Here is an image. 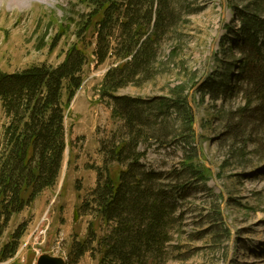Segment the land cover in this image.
<instances>
[{"label": "rangeland", "instance_id": "1", "mask_svg": "<svg viewBox=\"0 0 264 264\" xmlns=\"http://www.w3.org/2000/svg\"><path fill=\"white\" fill-rule=\"evenodd\" d=\"M91 12L86 0H0V71L57 67L75 44L89 56L82 87L65 111L67 149L58 184L5 228L0 253L26 225L17 253L0 256V264H35L44 254L66 264H99L98 243L78 262L72 253L90 229L103 237L114 225L105 224L92 202L93 167L106 178L103 143L109 148L131 138L139 141L140 165L158 177L175 209L155 264H264V123L255 106L239 114L248 86L239 78L244 54L237 48L243 14L264 19V0H171L151 64L112 92L140 105L132 136L116 114L120 107L102 97L108 73L123 61L114 54L97 65L94 27L82 32ZM7 122L0 104V151ZM109 166L113 177L126 169Z\"/></svg>", "mask_w": 264, "mask_h": 264}, {"label": "trees", "instance_id": "2", "mask_svg": "<svg viewBox=\"0 0 264 264\" xmlns=\"http://www.w3.org/2000/svg\"><path fill=\"white\" fill-rule=\"evenodd\" d=\"M86 2L92 12L82 32L94 27L96 47L92 57L97 65H104L114 54L123 61L108 73L104 84L108 92L102 97L114 100L120 107L116 114L125 117L132 136L134 124L141 118L140 105L128 98L114 97L112 92L151 64L154 48L168 28L171 0ZM240 34L237 48L244 58L239 78L248 88L244 90L246 105L239 114L245 115L255 106L258 120L264 123V19L255 13L243 14ZM59 38L60 34L52 50ZM88 58L86 47L75 44L57 67L41 64L13 74L0 71V104L8 120L0 151V236L14 216L58 184L67 149L65 111L82 87ZM134 142L131 138L114 147L107 148L106 143L101 147L107 175L104 178V171L93 167L98 182L91 196L105 224L114 225L107 236L98 237L90 229L86 241L75 242L74 263L92 252L94 243L99 246V264H155L164 254L175 209L158 187V177L145 172L140 165L139 141ZM114 163L126 165L116 177L109 166ZM25 231L23 225L4 247L0 253L2 260L15 256Z\"/></svg>", "mask_w": 264, "mask_h": 264}, {"label": "water", "instance_id": "3", "mask_svg": "<svg viewBox=\"0 0 264 264\" xmlns=\"http://www.w3.org/2000/svg\"><path fill=\"white\" fill-rule=\"evenodd\" d=\"M75 220H78L77 213H75ZM36 264H66V261L63 258H57L49 254H44L38 259Z\"/></svg>", "mask_w": 264, "mask_h": 264}, {"label": "bare ground", "instance_id": "4", "mask_svg": "<svg viewBox=\"0 0 264 264\" xmlns=\"http://www.w3.org/2000/svg\"><path fill=\"white\" fill-rule=\"evenodd\" d=\"M44 1H48V0H44Z\"/></svg>", "mask_w": 264, "mask_h": 264}]
</instances>
